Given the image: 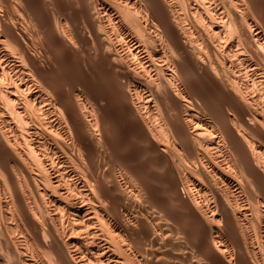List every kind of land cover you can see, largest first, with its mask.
Listing matches in <instances>:
<instances>
[{
  "label": "bare ground",
  "instance_id": "obj_1",
  "mask_svg": "<svg viewBox=\"0 0 264 264\" xmlns=\"http://www.w3.org/2000/svg\"><path fill=\"white\" fill-rule=\"evenodd\" d=\"M36 1L0 0V264H264V0Z\"/></svg>",
  "mask_w": 264,
  "mask_h": 264
},
{
  "label": "rangeland",
  "instance_id": "obj_2",
  "mask_svg": "<svg viewBox=\"0 0 264 264\" xmlns=\"http://www.w3.org/2000/svg\"><path fill=\"white\" fill-rule=\"evenodd\" d=\"M55 1H56V2H55ZM36 2H37V6L39 7V9H41V10L44 11V12L42 11L43 13H45V9H46V10H49V11H46V12H51L52 10H50V9H54L55 7L60 6V5L62 6V5H63L62 2H64V3H65V2H68V3H69V4L65 3V4H67V5L64 4L63 6H72V7L74 6V5H70V4H74L73 1L71 2V0H70V1H69V0H68V1H67V0H64V1H63V0H60V2H59V0H52V1H51V0H38V1H36ZM54 2H55V3H58V5L55 4ZM49 6H51V7H49ZM44 8H45V9H44ZM49 8H50V9H49ZM71 11H72V12H71ZM74 11H75L74 9L69 10V14L72 15V13H73V15H74ZM75 13H76V12H75ZM73 15H72V16H73ZM73 17H74V16H73ZM63 48H65V47H63ZM67 50L70 51L69 49H67ZM72 51H74V50H72ZM46 52H47V53H45V54L43 53V54H44V56H43V60L45 59L44 62H46L47 64H48L49 62H51V63H49L50 66H49V65H46V63H45V66H46V68H47V67L50 68V67L52 66L53 69L50 68V69H49V72H50V70H51V73L53 72V73H56V74H57V73L60 71V69L62 68V67L56 62V60H55V59L57 58V56L54 55L55 53H54L53 51H49V50H48V51H46ZM49 52H51V53H49ZM70 52H71V51H70ZM70 52H69L70 55L68 56V58H70L71 56H72V57H71V59H68V62L65 63V64L67 65V66H66V67H67V70H72V68H70V67H72V65L75 64L76 67L73 66V69L75 68V69H74V70H75L74 72H77V75H76V73L73 75L74 72L72 73V75H73L76 79H75L74 77H72V76H69V77H68V76H67V77H66V76H62L60 79H61V81H62L63 83H62L61 81H59V83H60V84L62 83L61 86H63V85H65L64 83H66L67 81L62 80V79H64V78H66V79L70 78L69 83H70L71 85H69V84L67 85V83H66L67 86H66V85L63 86L64 88L66 87V89H67V88L71 89L74 83L76 84V83H80V82L83 83V85H82V87H83V86L85 85V83L82 82V81L79 79V77L81 78V75H82V74H85V75H83V76H86V75H87V76H91V77H92V74H93L94 76L92 77V79L89 77V80H88V78L85 77V78H83V81H85V82L87 81L88 86H93V87H92L93 90H95L96 92H97V91L100 92L99 95H100L101 99H103V100L106 99V100H104V101H103V100L101 101V102H103V103L105 102L104 104H102L103 106L105 105V106L103 107V109H104L105 112H107L108 109H110V107H112L111 109H113V108L116 109V108H117V109H116V111L118 110L117 112L114 111V110L112 111L111 109H110L109 113L107 112L109 116H110V114H111V118H109V120H108V122H107L106 125L109 127V124H108V123L110 122V123L114 124V126L110 124V128H111V126H113V127H114L113 129H115V130H114L115 133L120 132L118 129L121 128V125H124L125 123L129 122V118H130V116L127 115V114H125V113L123 112L122 107L119 106L120 104H113V105L111 104V103H114V102H115V103H118V100L114 97V96H115V95H114V90H115V88H116V84H115L114 82L117 81V77H116L117 75H116V73L114 72V75H115V78H114V77H113V76H114V75H113V71L107 66L106 63H105V64L103 63V65H98V64L90 63V62L87 61V60H88L87 56H85L87 60L85 59V57H84V60H82V58H83V56H84V54H83L82 52H78L80 55L83 54L82 56H80V55L76 52V57H75V54L73 55V53H72V52L70 53ZM52 53H53V55H52ZM74 53H75V51H74ZM48 54H50V55H48ZM71 54H72V55H71ZM77 54H78L79 58L77 57ZM46 55H48L49 57L52 56V58L50 59V58H49L48 56H46ZM53 56H54V57L56 56V58H54ZM45 57H46V58H45ZM53 58H54L55 62H54ZM72 58H73V59H72ZM75 58H76V59H75ZM48 59H49V62H48ZM74 59H75V60H74ZM77 59H78V60H77ZM50 60H51V61H50ZM71 60H72V61H71ZM81 60H82L83 62H81ZM74 61H75V62H74ZM85 61H87L88 63H86ZM52 62H54V63H53L54 65H57V66L59 65V67H61L60 69H58L59 67L57 68V66H54V67H55V70H59V71H57V72L54 71V67H53ZM70 62H71V63L74 62V63L71 65ZM78 62H81L82 64H76V63H78ZM83 63H85V66H84ZM51 64H52V65H51ZM86 64H91V66L88 65V67H86V66H87ZM77 65H78V67H77ZM81 65L83 66L82 68H81ZM94 66H95V67L98 66V67H97V70L101 67L100 69H102V70H100V71H103V72H102V74H101L100 72H98V73H99V75H100V74H101V75L104 74L102 77H105L109 72H110V73H109L110 76L107 75L106 77L109 76L108 78H104V79L102 78V82H101V80L99 79V78H101V75L98 77V74L96 73L97 70H94V69H96ZM104 66H105V67H104ZM79 67H80L81 69H80ZM84 67H86V68H85L86 70H84ZM93 67H94V68H93ZM106 67H107V69H106ZM56 68H57V69H56ZM78 68H79V69H78ZM90 68H92L93 70H91ZM89 69H90L91 71H88ZM82 70H83V72H82ZM108 70H109V72H108ZM84 71H85V73H84ZM98 71H99V70H98ZM104 71H105V72H104ZM106 71H107L108 73H106ZM86 72L89 73V74H91V75H88ZM90 72H91V73H90ZM92 72H93V73H92ZM78 74H79V75H78ZM95 74H96V76H95ZM83 76H82V77H83ZM93 78H94V79L96 78L95 80H97V81L99 80L98 82L95 81L97 84L94 82V79H93ZM109 78H110V79L113 78V79L110 80ZM60 79H59V80H60ZM77 79H78V81H77ZM105 79H106V81H108V82H105V83H107V84H108V83H109V84L111 83L114 87H113L111 84H110V85L108 84V86H107V84L104 85L103 80L105 81ZM90 80H91L93 83H91ZM112 80H115V81L113 82ZM195 80H196V79H195ZM198 80H199V81H197V82L195 81V82H196V84L198 85L197 87H198V88H201V89H200V92H198L199 95L202 96L203 98L205 97V100H206V101L208 102V104H210V105H211L212 103H216V99H217V97H214L215 99H214V98H209V96L212 97V96L215 95V94L210 95V92H211V94H212V92L215 93V92L213 91L214 88L210 85V83H209L208 81H207V82H208L209 84H208L206 81H205V83H207L208 85L205 84V83L203 82L205 79H204V80L198 79ZM76 81H77V82H76ZM109 81H111V82H109ZM200 81H201V82H200ZM99 82H100V83H99ZM89 83H90V84H89ZM199 83H200V85H199ZM201 83H202V84H201ZM75 84H74V86H80L79 84H76V85H75ZM114 84H115V85H114ZM203 84H204V85H203ZM99 85H100V86H99ZM205 85H206L207 88H206V87L203 88V86H205ZM70 86H71V87H70ZM97 86H98V87H97ZM103 86H104V87H103ZM109 86H110V87H109ZM209 86H210V87H209ZM80 87H81V86H80ZM99 87H103V91L105 92V95H104V92L102 91V92H103V95H102V96H106V98H105V97L103 98V97L101 96V94H102V93H101V90H102V89L99 88ZM112 87H113V90H112ZM94 88H95V89H94ZM96 88H97V89H96ZM104 88H105V90H104ZM208 88H209L210 90H209ZM99 89H100V90H99ZM106 89H107V90H106ZM202 89H203V91L201 92ZM207 89H208V90H207ZM107 91H108V93H106ZM112 91H113V92H112ZM206 91H208L209 94H208V92H206ZM109 92H112L113 94H111V93H109ZM202 93H204L206 96H205L204 94H202ZM108 94H111V95H114V96H111V95H108ZM108 96H109V97H108ZM110 97H111V99H110ZM113 97H114L115 99H114ZM207 97H208V98H207ZM107 98H108V99H107ZM112 98H113V99H112ZM109 100H110V101L113 100V101H112L111 103H109ZM107 103H108V104H107ZM106 104H107V106H109V108L106 107ZM109 104H110V105H109ZM114 105H116L117 107H113ZM118 106H119V107H118ZM211 106H212V105H211ZM120 107H121L122 110H120ZM105 108H106V109H105ZM118 108H119V109H118ZM119 110H120V111H119ZM110 112H112V113H110ZM119 112L122 113L121 116L123 115V117H126V118L128 117V120L125 121L124 119H126V118H122V117L120 116ZM113 114H115V115H116V114H117V115L119 114L118 116H120L121 118H120V117H119V118H116V117L114 116L113 119H112V115H113ZM117 115H116V116H117ZM118 116H117V117H118ZM113 120H114V123L111 122V121H113ZM121 120L123 121V124L121 123V122H122ZM116 121H117L118 123H117ZM124 122H125V123H124ZM115 124H116V125H115ZM117 125H118V126H117ZM107 126H106V127H107ZM128 126H130V124H129ZM128 126H127V124H125V125L122 126V128H121V129H123V130H121V129H120V130H121V132H124L126 129H127V131H128V129H130V130H129V132H130L129 134H130V135H127L126 132L123 133L124 136H123V134H122L121 132H120L121 135L118 134V133L116 134V137H117V135H118V137H119V138H116V137H115V138L117 139V141H118V143H116V147H118V149H121V148H123V146H124V149L126 148L125 150H126L127 152L130 150L128 153H132V154L134 155V158H133V160L131 161V163H134L135 165H138V166H142L141 163H143V166L146 167V166H147L146 164H147L148 162H149V163L151 162V159H149V158L147 159L146 157L150 156V158H153V156H152V155H149V154H147V153H145V154H143V153L140 154V153H139V152H142V151H143V152H146V151H144V150H142V149H143V148L145 149V148L147 147V145H146V143H145L144 141H142V139H141V141H142V143H145V145H142L141 143H140V145H139V143H137V142H141V141L135 139V137L140 139V137H139V135H140L139 132H137L136 129H131V128L128 127ZM124 127H125V128H124ZM126 127H127V128H126ZM106 129H107V131H108V128H106ZM111 129H112V128H111ZM111 129H110V130H111ZM110 130H109V131H110ZM109 131H108V133H109ZM135 131L137 132L138 135H137L136 133H134ZM111 132H113V130H111L109 134H111V135L114 134V136H115V133H114V132L111 133ZM126 135H127V136H126ZM133 135H134V137H133ZM114 136H112V137H114ZM121 136H122L123 138H122ZM129 136H130V137H129ZM126 137H127V139H125ZM115 138H112V141H113V142H112V143L110 142V144H109V148L112 147V146L115 144V142H116V139H115ZM129 138H130V139L133 138V141L129 140ZM114 139H115V142H114ZM119 139H121V142H119V141H120ZM134 139H135V140H134ZM122 140H123V141H122ZM129 142H131V143H129ZM134 142H135V143H134ZM119 143H121V144H119ZM125 143H127V144H125ZM133 143H134L135 145H134ZM111 144H112V145H111ZM117 144H118V145H117ZM122 144H123V146H122ZM136 144H137V146H136ZM128 145H130V146H131V145H134L135 148H134V146H132V148L129 146V148H131V149H128ZM141 145H142V146H141ZM121 146H122V147H121ZM138 146H140L142 149H137ZM144 146H145V147H144ZM120 147H121V148H120ZM136 147H137V148H136ZM140 147H139V148H140ZM109 148H108V149H109ZM112 148H113L114 151L117 149V148L115 149L114 146H113ZM112 148H110L109 150L106 148V149L108 150L107 153H105V151H106L105 148H104V150H105L104 152H103V150H102L103 153H102L101 151H95L96 153L94 152V156H95L96 160H99V161H97V162H98L100 165H103V167H104V166H106V167L109 166V165H107V164H108V161L110 160V158H108V156H110V155L112 156V154H113V150H112ZM127 149H128V150H127ZM135 149H136V150H135ZM110 150H111L112 152H109ZM125 150H123V151L120 150L119 153H120L121 155H122V154H126L127 152H126V153H123V152H125ZM134 150L136 151V153H135ZM138 150H139V151H138ZM140 150H141V151H140ZM145 150H146V149H145ZM133 151H134V152H133ZM137 151H138V153H137ZM117 152H118V151H117ZM117 152H116V153H117ZM121 152H122V153H121ZM98 153H100V154H98ZM109 153H110V155H109ZM111 153H112V154H111ZM102 154H103L104 156H103ZM107 154H108V156L105 157V155H107ZM136 154L139 155L138 157H140V158H136V157H137ZM142 154H143L144 156L147 155V156L145 157L144 160L142 159V156H143ZM98 155H99V157H98ZM96 156H97L98 158H97ZM100 156H101V157H100ZM102 156H103L104 158H103ZM111 156H110V157H111ZM135 156H136V157H135ZM151 156H152V157H151ZM112 157H114V156H112ZM101 158H103V159H102L103 162L101 161ZM105 158H106V159L108 158L109 160H106ZM138 159H139V160H138ZM140 159H142V160H141L142 162L140 161ZM104 160H106V161H104ZM146 160H147V161H146ZM137 161H138V162L140 161L141 163L139 162V164H138ZM104 162H105V163L107 162V163L104 165ZM144 162H145V164H144ZM146 162H147V163H146ZM101 163H102V164H101ZM150 164H151V163H150ZM145 165H146V166H145ZM143 166H142V167H143ZM148 166H149V164H148ZM150 168H151V167H150ZM150 168H149V173L152 174L153 172H155V173L158 172L157 170L155 171V169H153V170L151 169V170H150ZM150 171H151V172H150ZM152 171H153V172H152ZM158 173H160V172H158ZM158 173H157V174H158ZM157 174H154V175H156V177H158ZM160 176H161V173H160ZM160 176H159V177H160ZM157 184H158V186H157L158 188L156 187ZM157 184L154 186V188L156 187V189H159V183H157ZM161 186H162V184L160 183V188H162Z\"/></svg>",
  "mask_w": 264,
  "mask_h": 264
}]
</instances>
